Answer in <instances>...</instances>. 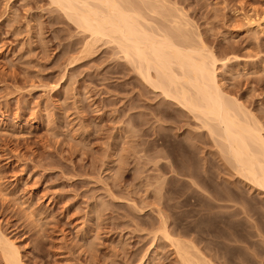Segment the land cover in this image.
Returning <instances> with one entry per match:
<instances>
[{
    "label": "rangeland",
    "instance_id": "rangeland-1",
    "mask_svg": "<svg viewBox=\"0 0 264 264\" xmlns=\"http://www.w3.org/2000/svg\"><path fill=\"white\" fill-rule=\"evenodd\" d=\"M130 1L204 40L264 130V33L244 21L264 0ZM220 145L52 0H0V264L6 239L25 264H186L164 228L212 264H264V190Z\"/></svg>",
    "mask_w": 264,
    "mask_h": 264
},
{
    "label": "bare ground",
    "instance_id": "bare-ground-1",
    "mask_svg": "<svg viewBox=\"0 0 264 264\" xmlns=\"http://www.w3.org/2000/svg\"><path fill=\"white\" fill-rule=\"evenodd\" d=\"M52 3L95 40L116 43L147 84L197 115L211 135L221 140V150L233 161L236 171L254 187L264 190L263 127L238 99L224 92L218 74L219 59L204 40L192 42L186 35L178 40L175 31L153 25L130 0H52ZM244 21L248 27L264 33V11L252 8L245 13ZM181 27L175 29L180 35ZM164 229L181 261L212 264L196 246L190 251V246L175 241ZM4 243L7 263L25 264L21 248L10 239Z\"/></svg>",
    "mask_w": 264,
    "mask_h": 264
}]
</instances>
